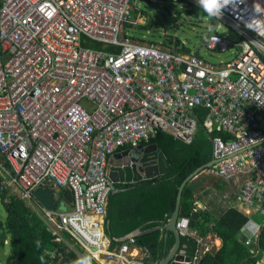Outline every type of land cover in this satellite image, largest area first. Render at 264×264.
I'll return each mask as SVG.
<instances>
[{"label": "built area", "instance_id": "2783aa9c", "mask_svg": "<svg viewBox=\"0 0 264 264\" xmlns=\"http://www.w3.org/2000/svg\"><path fill=\"white\" fill-rule=\"evenodd\" d=\"M140 1L203 11L198 0H0V183L58 243L68 233L93 259L124 264H132L136 239L119 251L105 248L116 190L110 160L158 132L190 145L203 128L216 162L203 173L239 187L222 198L232 209L264 218V13L255 10L264 0H232L222 10L218 19L239 39L218 31L208 37L209 51L238 53L219 65L175 42L168 48L133 37L130 29L147 25ZM41 188L55 190V210L34 198ZM62 190L72 196L70 209L63 202L67 211ZM262 228L254 220L245 225L246 246ZM177 230L197 243L198 254L210 250L190 218L179 219ZM49 256L58 264L62 253Z\"/></svg>", "mask_w": 264, "mask_h": 264}, {"label": "trees", "instance_id": "16d2710c", "mask_svg": "<svg viewBox=\"0 0 264 264\" xmlns=\"http://www.w3.org/2000/svg\"><path fill=\"white\" fill-rule=\"evenodd\" d=\"M201 11L198 8H192L189 14L199 16ZM87 46L104 50L101 44ZM182 51L190 54L187 53L186 48ZM218 136L226 137L221 133L212 135V137ZM152 144L158 145L166 155L172 171L162 178L146 181L135 187L128 184L116 185V189H122V191L111 194L107 210V220L111 222L107 236L113 240V245H122L123 243H116L114 239L123 238L137 229L147 231L165 225L175 211L177 196L183 182L213 160L210 135L201 127L194 142L190 145L163 132L156 133L149 143L143 145ZM5 167L11 169L7 163ZM2 181L3 178L0 176V182ZM205 182L206 179L200 176L187 185L182 198L181 217L192 218L193 194ZM60 194L62 198L67 199L68 203H71L70 192L62 190ZM2 200L8 212V218L5 224H0V234L6 233L7 237L11 236V254L6 264H50L49 252L55 249H59L63 254L62 264H73L77 259L76 253L67 245L57 242V236L49 230L47 223L21 199L18 193L5 190ZM199 214L200 219L194 223L193 229L197 230L201 236H207L208 233L213 232L224 243L216 255H207L200 264L257 263L259 257L253 256L238 239L241 228L248 220L242 213L234 209L220 217H216L213 212ZM211 224H214L212 229H210ZM64 237L71 239L68 234H64ZM37 241L40 242L39 246H37ZM136 241L139 247L150 252L151 256L146 262L158 264L173 248L175 238L172 237L165 242L163 232L153 231L136 238ZM6 244L7 241L0 242L1 247L5 248ZM182 246H185L189 255L195 254L197 245L193 240L183 238ZM259 248L264 253V228L259 240Z\"/></svg>", "mask_w": 264, "mask_h": 264}, {"label": "water", "instance_id": "95a60500", "mask_svg": "<svg viewBox=\"0 0 264 264\" xmlns=\"http://www.w3.org/2000/svg\"><path fill=\"white\" fill-rule=\"evenodd\" d=\"M181 28L180 25L176 27L178 31ZM167 41L170 46L175 44L178 48L180 41L175 37L173 32H168L165 34ZM201 47L198 48L194 55L196 57L200 56ZM215 161L212 160L206 166L201 167L196 172H194L190 177H188L179 189V194L177 197V204L170 219L169 223L164 227L158 228V230H166V240L169 238L170 233H172L176 238V244L170 251L169 255L166 256L159 264H188L191 262V258L187 256L185 250H180L182 244V238L177 230V221L180 218V210L183 198V192L186 186L193 180L199 177L206 169L211 168L215 165ZM172 171V166L168 161L166 155L159 149L158 145H139L134 149H127L113 157V161H110L109 177L116 185L122 184H139L144 181L155 180L162 178ZM5 191V187L0 183V197H2ZM121 189H116L113 194L121 192ZM34 198L47 210L53 211L56 209L55 202V190L51 188H41L33 193ZM60 209L67 211L64 208V203H61ZM199 218V214H194L192 216V226L195 221ZM110 224H107V228ZM144 234L140 230L131 233L120 241H127L130 238H137ZM8 237L6 233L0 234V242L7 241Z\"/></svg>", "mask_w": 264, "mask_h": 264}, {"label": "rangeland", "instance_id": "374dc122", "mask_svg": "<svg viewBox=\"0 0 264 264\" xmlns=\"http://www.w3.org/2000/svg\"><path fill=\"white\" fill-rule=\"evenodd\" d=\"M138 8L147 17V25L141 26L137 30L130 29V34L137 39H145L170 48L165 34L173 32L180 41L181 49L186 48L187 53L194 55L195 51L201 47V57L216 65L230 62L238 54L236 50L220 53L211 52L206 48L208 37L216 31L224 36H229L231 40L238 41L239 39L238 34L218 18L211 19L202 11L199 12V16L189 14L185 5L178 3H166L158 8L157 5L150 2L140 1ZM178 25H181V28L177 31ZM7 218L8 212L2 197H0V224H5ZM257 219L260 220L261 217H257ZM10 242L11 236H8L5 248L0 245V264H6V258L11 254Z\"/></svg>", "mask_w": 264, "mask_h": 264}, {"label": "crops", "instance_id": "0c3cea01", "mask_svg": "<svg viewBox=\"0 0 264 264\" xmlns=\"http://www.w3.org/2000/svg\"><path fill=\"white\" fill-rule=\"evenodd\" d=\"M111 160L113 161V158ZM201 175H199V177L201 176L203 179L205 178L206 182L204 184H202L200 186V188L198 190H196V192H194V194H193V197H192V202H193V205H194L193 215L194 214H199L201 212H213V213L216 214V217H220L221 215L226 214L229 210H234V209H232L230 207V204H226L222 200V198H223L224 195H230L233 198L236 195V191L239 189V187L235 186L233 183H228V182H226V181H224L222 179L213 178V177L207 176L206 174H201ZM198 178H196V179H198ZM150 181H152V180H150ZM144 182H146V181H144ZM142 183L143 182H141L139 184H142ZM139 184H132L131 186L135 187V186H138ZM60 193H61V191L58 192L57 195L59 196L61 202H66L68 208L70 209L71 208V203H68L67 199L62 198ZM176 204H177V202H176ZM239 212L242 213L248 219L247 222L245 223V225L250 220H254L258 224H262L263 228H264V218L261 215H247L243 211H239ZM107 217H108V214L105 217V244H106L105 248H108L111 251H113V250L114 251L115 250L119 251L124 244H127V242L129 240L120 241L123 238H125L126 236L123 237V238H117V239H114V241L116 243H123V244L120 245V246L113 245V240L110 237L107 236V231L110 230V228H111V222L107 220ZM257 217H261V219L258 220ZM181 218H184V217H181V213H180V218L179 219H181ZM170 219H169V221H170ZM190 219H191V229L199 234V232L197 230L193 229L194 225L192 226V218H190ZM199 219H200V214H199V218L197 220H199ZM169 221L165 225H167L169 223ZM108 223L110 224L109 228H107V224ZM165 225L158 226V227H155V228L147 230V231H143L141 228L137 229V230H140L144 234L150 233V232H153V231H161V232H163V237H164L165 242H168L172 237L175 238V236L172 233H170L169 238L166 240V233H167L166 230H158V228L164 227ZM245 225L241 228V230H240V232L238 234V236H239L238 239L241 241L243 246L245 248H247L248 251L253 256L259 257V259H258L256 264H264V253L261 252V250L259 248V240H260L263 228H262V231H261V234H260L259 238L251 246H246L247 239H246V235L243 233V229H244ZM213 227H214V224H211L210 225V229H212ZM137 230H135L133 232H136ZM133 232H131V233H133ZM64 234H68V233H63V237H64ZM130 234H128V235H130ZM144 234H142V235H144ZM201 237H203L205 239L206 247H209L210 250H207V251L202 250V252L200 254H198L197 253L198 246H197L195 254L193 256H191V255L188 254L185 246H182V244H181V248H180V250H182V251L185 250L187 252V256L190 257L191 260H193L196 257H200L197 264H200L201 261L209 254L216 255V253H218L222 249V247L224 245L223 240L220 237H218L217 235H215L213 232L212 233H208L207 236H201ZM70 238H71V236H70ZM181 238L183 239V238H187V237H182L181 236ZM134 239H136V238H134ZM188 239L193 240L191 238H188ZM64 240H65V242L62 243V244L67 245L70 250H73L76 253L77 258L78 257L87 256V257H89L91 259V264H124L121 261H108V260H106L104 258H100V257L98 259H93L90 256V254L78 242L74 241L72 238L71 239H67L66 237H64ZM175 244H176V238H175L174 246H175ZM196 245H197V243H196ZM55 250H59V249H55ZM168 255L169 254H167V256ZM9 256H10V254H9ZM144 256L146 257V259H145ZM150 256H151L150 254H146V250L144 248H141V247H139L137 245V241H136V245L132 247V254L130 256L132 264H148L146 261L150 258ZM7 259L8 258H6V261H7ZM63 260H64V257H63V254H62L61 259L58 260V264H62Z\"/></svg>", "mask_w": 264, "mask_h": 264}, {"label": "clouds", "instance_id": "9594fccd", "mask_svg": "<svg viewBox=\"0 0 264 264\" xmlns=\"http://www.w3.org/2000/svg\"><path fill=\"white\" fill-rule=\"evenodd\" d=\"M232 3V0H198V4L203 9V11L211 18H219L222 16V10ZM194 8V7H192ZM191 6H189V9L187 11L190 12L192 9ZM255 10L260 13H264V8H262L259 4L255 5ZM255 20L252 21L248 26L254 24ZM203 174V173H202ZM63 203V202H62ZM61 205V203H60ZM180 234V233H179ZM40 242L37 241V246H39ZM148 251L147 249H145ZM149 252V251H148ZM150 254V252H149ZM145 257V256H144ZM146 259V257H145ZM73 264H91V259L87 256L78 257Z\"/></svg>", "mask_w": 264, "mask_h": 264}, {"label": "flooded vegetation", "instance_id": "af4514ba", "mask_svg": "<svg viewBox=\"0 0 264 264\" xmlns=\"http://www.w3.org/2000/svg\"><path fill=\"white\" fill-rule=\"evenodd\" d=\"M181 26V25H180ZM183 27V26H182ZM174 35H175V33H174ZM175 37H176V35H175Z\"/></svg>", "mask_w": 264, "mask_h": 264}]
</instances>
